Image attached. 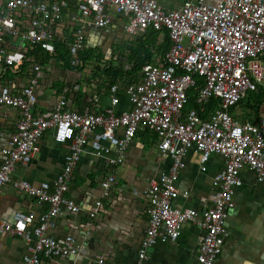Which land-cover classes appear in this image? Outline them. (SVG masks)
Wrapping results in <instances>:
<instances>
[{
    "label": "built area",
    "instance_id": "obj_1",
    "mask_svg": "<svg viewBox=\"0 0 264 264\" xmlns=\"http://www.w3.org/2000/svg\"><path fill=\"white\" fill-rule=\"evenodd\" d=\"M72 1L74 10L68 14L73 22L72 36L64 42L57 32L63 10H69L71 0H0V68L21 65L34 49L54 54L56 39L66 45L71 66L85 65L80 53L85 48L86 32L108 27L112 12L125 17L126 36L149 29L166 31L170 45L164 56L155 63H144L135 79L125 84L130 106L121 112L114 108L66 109V98L61 95L54 108L34 113L35 87L42 70L38 61L32 62L27 85L14 87L0 82V107L18 112L9 143L0 147V190L10 183L34 196L38 204H47L38 214L17 211L10 221L1 220L0 231L16 234L27 243L21 264H40L42 256L77 255L81 245L71 235L59 241L47 230L54 226V217L60 212L79 210L65 192L83 148L89 145L102 155L115 147L117 156L111 163H120L143 124L156 134V147L172 158V164L143 189L148 225L139 257L144 258L147 249L158 241L176 240L181 226L200 215L203 232L194 264H218L229 235L227 211L233 207V195L242 184V170L249 168L258 182H264V113L254 121L238 120L231 113L248 91L264 83V0H183L172 9L163 8L157 0ZM17 40L19 45L10 46V41ZM130 68L127 63L126 69ZM120 83L118 80L110 86L113 106L119 101ZM191 88L197 90L198 107L183 111ZM211 98L218 99L219 104L207 111L203 105ZM48 131L55 141L68 147L55 180L34 185L13 179L18 163H28L39 154L40 139ZM191 147L199 152L201 171L206 170L212 154L224 159L223 167L211 179V191L200 197L201 210L173 204L179 194L189 193L178 187L177 176L182 158ZM113 182L111 172L101 186L109 189ZM101 206L102 197L98 196L89 216L97 215ZM96 264H105L104 256H99Z\"/></svg>",
    "mask_w": 264,
    "mask_h": 264
},
{
    "label": "crops",
    "instance_id": "obj_2",
    "mask_svg": "<svg viewBox=\"0 0 264 264\" xmlns=\"http://www.w3.org/2000/svg\"><path fill=\"white\" fill-rule=\"evenodd\" d=\"M157 1L163 8L172 9L183 0ZM71 3L69 10H63L62 25L57 32L64 42L72 36L73 22L68 14L74 10V1L71 0ZM111 15L113 18L108 27L91 28L85 36V47L95 49L101 57L92 61L91 57L87 58L85 65L73 68L67 63L68 51L62 42L65 47H60L53 55L32 52L29 54L32 57L28 56L21 65L0 68V82L14 87L27 85L32 75V62L38 61L42 70L35 87L37 104L34 113L54 108L61 95L66 98V109L90 107L102 111L114 108L115 112L127 109L130 105L123 87L132 80L118 79L121 82V89L117 91L119 101L113 106L110 92L113 83H109V77L103 71L106 67L120 65L124 70H130L126 69L127 63L132 66L127 59L128 53L120 52V49L132 45L141 34L126 36L123 29L125 17L115 12ZM162 33L158 42L163 38ZM20 43V40L15 43L10 41V46L16 47ZM121 54L125 58H121ZM159 58L157 56L155 62ZM231 113L241 121L256 120L264 113V104L257 115L252 109L242 110L241 105L231 109ZM17 119L16 109L0 107V147L9 143V135L15 130ZM156 143V134L142 124L120 163H111L117 156L115 147L102 155H97L89 145L83 148L65 192L78 204L79 210L72 214L60 212L54 217V226L47 230L49 236L59 241L71 235L81 245L79 252L64 257L42 256L40 264H96L99 256H104L105 264H194L199 237L203 232L199 226L200 215L181 226L176 240L158 241L147 249L144 258L139 257L140 243L148 225L143 189L151 179L167 172L172 164V158L161 154ZM67 151V144L55 141L51 131H48L40 139L39 154L28 163H18L12 178L34 185L43 181L52 183L62 169ZM1 159L0 156V162ZM182 162L177 185L189 193L179 194L173 204L178 208L201 210L200 197L211 191V179L223 167L224 159L212 154L206 170L201 171L199 152L191 147ZM111 172L114 182L109 189H104L101 182ZM241 177L242 184L233 195L234 205L226 216L229 235L219 253L218 264H264V182H258L249 168L242 170ZM98 196L102 197V206L97 215L90 217L89 211ZM46 207L47 204H38L34 196L10 183L0 190V221H10L17 211L38 214ZM36 223L37 220H34L33 224ZM27 251V243L22 237L0 231V264H21Z\"/></svg>",
    "mask_w": 264,
    "mask_h": 264
},
{
    "label": "trees",
    "instance_id": "obj_3",
    "mask_svg": "<svg viewBox=\"0 0 264 264\" xmlns=\"http://www.w3.org/2000/svg\"><path fill=\"white\" fill-rule=\"evenodd\" d=\"M161 33L163 34L162 42H158V38ZM133 42L134 43L132 45L129 46L128 44L126 47L120 49V52L124 51L128 53L129 58L127 59L132 64L130 70H124L121 65L117 67H113V66L106 67V69H104L103 73L105 74V76L109 77L110 84L114 83L118 79L123 80V81L127 79L128 82H130L132 79H135L136 74L139 72L141 66L144 63H147V62L155 63L157 56H164L165 52L168 50L169 45H170V39H169L167 32L159 31L155 29L147 30L145 33L137 36ZM60 47H65V46L63 45L61 41L56 39L55 40V52L56 51L58 52ZM32 52L35 53L38 51L34 49L30 51V53ZM90 57H91L90 61H92L95 58L101 57V55L99 53H96L95 49L85 47L83 51L80 53V58L82 62L83 63L87 62L86 59ZM122 57L125 58L123 54H121V58ZM73 68L79 69L80 66H76ZM196 92H197L196 88H191L188 90L187 92L188 99L184 106L183 111H187L191 109L192 107H198V104L196 102ZM252 92L253 94H251L247 98V101H244V98L247 97V94H246L245 97H243L235 106L244 105L246 108L252 109L253 113L257 115L259 109L264 104V85L258 84L256 91H252ZM218 104H219L218 99L211 98L203 106L207 108V111H211L212 109L217 107ZM235 106H233L231 109H233Z\"/></svg>",
    "mask_w": 264,
    "mask_h": 264
},
{
    "label": "rangeland",
    "instance_id": "obj_4",
    "mask_svg": "<svg viewBox=\"0 0 264 264\" xmlns=\"http://www.w3.org/2000/svg\"><path fill=\"white\" fill-rule=\"evenodd\" d=\"M251 94H253L252 91L248 92V93H247V97L244 98V101H247V98H248ZM242 106H243V107H242ZM241 108H242V110H246V107H245L244 105H241Z\"/></svg>",
    "mask_w": 264,
    "mask_h": 264
},
{
    "label": "clouds",
    "instance_id": "obj_5",
    "mask_svg": "<svg viewBox=\"0 0 264 264\" xmlns=\"http://www.w3.org/2000/svg\"><path fill=\"white\" fill-rule=\"evenodd\" d=\"M50 55H53V54H50Z\"/></svg>",
    "mask_w": 264,
    "mask_h": 264
}]
</instances>
